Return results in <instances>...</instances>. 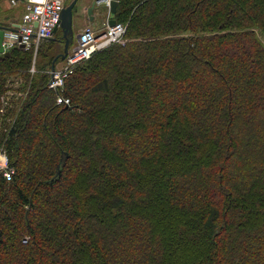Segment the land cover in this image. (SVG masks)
I'll use <instances>...</instances> for the list:
<instances>
[{"label":"trees","instance_id":"1","mask_svg":"<svg viewBox=\"0 0 264 264\" xmlns=\"http://www.w3.org/2000/svg\"><path fill=\"white\" fill-rule=\"evenodd\" d=\"M111 18L124 41L59 90L58 39L35 73L33 48L0 57V264H264V0H118Z\"/></svg>","mask_w":264,"mask_h":264},{"label":"built area","instance_id":"2","mask_svg":"<svg viewBox=\"0 0 264 264\" xmlns=\"http://www.w3.org/2000/svg\"><path fill=\"white\" fill-rule=\"evenodd\" d=\"M21 0H10L14 6ZM71 0H23L25 11L22 16L11 23L4 32L2 46L5 51H11L13 48L24 45L25 49H38L43 40L54 37V30L58 25L61 12ZM113 0H100L99 5L110 10ZM126 33V26L117 23L111 26L108 22L104 23L103 30L95 29L88 25L82 29L77 38V43L71 49L63 60L61 66L54 70H49L50 80L48 87L59 90L64 87L65 78L72 71L75 64L86 60L92 54L113 42L123 41ZM70 100L61 94L57 96V103L68 104ZM0 170L4 172L6 178H10L14 173L13 168L9 166V158L4 150H0Z\"/></svg>","mask_w":264,"mask_h":264},{"label":"water","instance_id":"3","mask_svg":"<svg viewBox=\"0 0 264 264\" xmlns=\"http://www.w3.org/2000/svg\"><path fill=\"white\" fill-rule=\"evenodd\" d=\"M79 0H72L70 3H68L65 8L61 12V18L56 26L54 33L58 31L59 28L62 29L63 35L60 38L61 43L64 45L63 51L58 53L57 56L54 59V63L52 65V70L56 67V61L60 58L61 60H64L69 52L70 42L74 38V31H73V22H74V12L76 9V5L78 4ZM100 0H93L91 6L88 9L90 19H93L92 13L94 9L99 6ZM118 5V0H113L110 6V19L109 24L111 26L116 24V20L111 18V16L114 15L116 12V8ZM8 26L0 25V57H5L10 54V51H5L4 47L2 46L3 38H4V32L6 29H8ZM53 38V37H52ZM51 38V39H52ZM22 48H24V45H21ZM68 157L67 152H63L61 157L62 164L65 163L66 158ZM60 169V165H58V172Z\"/></svg>","mask_w":264,"mask_h":264},{"label":"rangeland","instance_id":"4","mask_svg":"<svg viewBox=\"0 0 264 264\" xmlns=\"http://www.w3.org/2000/svg\"><path fill=\"white\" fill-rule=\"evenodd\" d=\"M0 9L2 11L8 10V9H12L14 11V15H15V19L14 20H18V17L20 18L21 15L23 14V11H24L23 7L22 8H20V6L19 7H17V6L14 7V5L11 4L10 0H4V2H2L1 5H0ZM101 10H102V13H103V17H101V18L106 19L105 21L108 22L110 16L108 17V12H107L106 8L103 7ZM0 20H3V18H0ZM7 21L8 20H5V22H7ZM88 25H92L90 23V20H89L88 12H87L86 9H81V5L78 2V4L76 5L75 12H74V22H73L74 38L70 42L69 49H71L74 45H76L79 33L82 31V29L84 27H86ZM92 26L95 29H98V30H103V28H104V24H103L102 27H96L94 25H92ZM56 35L57 36H54L52 39H58L59 43H61L60 37H58L59 33H57ZM123 41H124V38H123ZM263 42H264V40H263ZM39 47H38V49L33 48L34 49V53H33L34 54V59H33V64H32V68H31V71L33 73H35V70H36L35 62H36V59H37V53H38ZM61 62H63V61H61ZM59 65L61 66V64H59ZM57 67L58 66L56 65L55 68H57ZM172 226H170V228L174 229ZM171 231H172V233L169 234V238L174 240L176 238V234L174 233V230H171ZM25 242H26V240L24 239L23 243H25ZM179 260H181V255L179 256Z\"/></svg>","mask_w":264,"mask_h":264},{"label":"crops","instance_id":"5","mask_svg":"<svg viewBox=\"0 0 264 264\" xmlns=\"http://www.w3.org/2000/svg\"><path fill=\"white\" fill-rule=\"evenodd\" d=\"M92 1H93V0H79V3H80V5H81V9H86L87 12H88V9H89V7H90L91 4H92ZM102 8H103V6L99 5V6H97V7L94 9V11H93V13H92L93 19H90L91 17H90L89 12H88L90 23H91L92 25L96 26V27H102L103 24H104V22H106V21H105L106 19L101 18V17H103V13H102V10H101ZM106 10H107V9H106ZM107 12H108V10H107ZM108 17H109V15H108ZM62 63H63V62H59V63L57 64V66H60L59 64L62 65Z\"/></svg>","mask_w":264,"mask_h":264},{"label":"flooded vegetation","instance_id":"6","mask_svg":"<svg viewBox=\"0 0 264 264\" xmlns=\"http://www.w3.org/2000/svg\"><path fill=\"white\" fill-rule=\"evenodd\" d=\"M57 33H59V36H58V37H60V38H61V37H62V35H63L62 29H61V28H59V29H58V31H57V32L54 34V36H57V35H56ZM60 33H61V34H60Z\"/></svg>","mask_w":264,"mask_h":264}]
</instances>
